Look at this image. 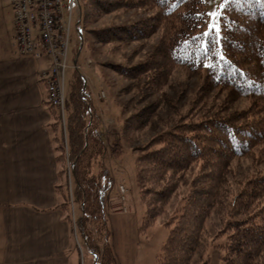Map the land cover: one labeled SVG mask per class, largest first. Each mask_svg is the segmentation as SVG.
Listing matches in <instances>:
<instances>
[{"label": "trees", "instance_id": "1", "mask_svg": "<svg viewBox=\"0 0 264 264\" xmlns=\"http://www.w3.org/2000/svg\"><path fill=\"white\" fill-rule=\"evenodd\" d=\"M79 5L75 30L81 34L94 16L118 10L144 15L94 30L97 43L120 47L154 40L140 62L109 65L138 90L135 103L143 102L147 92L160 93L157 103L136 106L132 101L129 116L130 103L122 107L124 135L150 132L147 142L134 146L139 153L136 182L145 206L142 231L167 215L174 200L181 203L165 222L169 232L155 264H193L197 256L207 264L202 256L212 249L219 254L218 264H258L264 256V169L234 184L230 175L235 161L264 160V0H225L219 32L203 29V0H82ZM177 71L198 84L184 110L180 94L172 98L163 91ZM238 101L246 102L245 108L231 110ZM49 107L56 112L50 130L60 165V207L72 223L69 199L79 203L80 216L73 222L92 263L118 264L104 213L111 177L105 168L98 178L91 173L104 156L99 116L78 71L66 93V139L59 112ZM64 144L73 185L70 197L69 187L64 188Z\"/></svg>", "mask_w": 264, "mask_h": 264}, {"label": "rangeland", "instance_id": "2", "mask_svg": "<svg viewBox=\"0 0 264 264\" xmlns=\"http://www.w3.org/2000/svg\"><path fill=\"white\" fill-rule=\"evenodd\" d=\"M74 1L70 5L68 0H64L65 7L63 8L65 21L68 19L69 9L71 8V36L68 48L69 67L65 71V90L67 93L71 75L74 71H78L85 79L87 96L99 116L98 136L104 144V156L93 164L91 173L94 178H98L105 168L111 177V183L105 192L104 204L106 224L109 230L108 241L118 264H155L156 257L160 254L162 245L169 232L165 222L173 209L181 203L177 204V200H174L168 207L167 215L158 218L150 228L142 231L145 206L140 198L136 182L135 161L139 153L134 149V146H142L147 142L150 132L147 130L148 132L141 135H124L122 107L124 104L130 103L129 112L127 113L129 116L133 111L132 107L134 104L136 106H144L157 103L160 99V93L147 92L143 102L135 103L139 97L138 90L130 80L116 73L109 65L124 62L133 65L140 62L154 40L134 42L120 47L115 43H97L91 34L94 30L127 24L144 17L143 14L134 11L124 12L122 10L102 15L98 18L94 16V19L86 24V32L81 34L82 40H80L75 28L79 24L78 20H80L81 16V6L79 4L82 0ZM224 1L203 0L206 13L203 28L205 31L212 28L210 27L212 17L208 14L210 12L219 13L221 4ZM11 11V0H0V33L5 32L11 26ZM217 31H220V27ZM80 45L81 50L79 51ZM141 45L142 47H140ZM78 52L76 66L74 67L73 61ZM197 86L196 80H189L182 72L177 71L163 91L169 93L172 98L180 94V109L184 110L188 106L187 102L191 100L192 89ZM100 93L104 94L103 98L98 96ZM132 101H134V104H131ZM245 106L246 102L238 101L232 106L231 110L241 111ZM167 115H164L163 118H167ZM154 126H157L158 129L160 124L156 123ZM64 150V156L67 161L65 169L68 174V185L65 184L64 188L69 187L67 193L70 197V195L72 196L73 185L68 151L65 144ZM116 151L118 152L117 156L114 155ZM233 166L234 172L230 175L232 184L240 181L245 176L252 175L256 169H264V160L258 161L253 158H245L235 161ZM120 187L124 188L123 194L120 191ZM78 206L79 203L75 202L74 197L73 199L71 197L67 212L73 224L74 262L75 264H94L90 253L84 248L83 240L77 232L78 225L73 222L77 221L80 216ZM213 219L216 221L215 217H212V221ZM218 255V252L212 249L202 258L207 261V264H218ZM193 264H201L198 256ZM258 264H264V256L260 258Z\"/></svg>", "mask_w": 264, "mask_h": 264}, {"label": "crops", "instance_id": "3", "mask_svg": "<svg viewBox=\"0 0 264 264\" xmlns=\"http://www.w3.org/2000/svg\"><path fill=\"white\" fill-rule=\"evenodd\" d=\"M10 17L0 33V264H75L73 224L56 191V112L42 78L49 58L16 52Z\"/></svg>", "mask_w": 264, "mask_h": 264}, {"label": "built area", "instance_id": "4", "mask_svg": "<svg viewBox=\"0 0 264 264\" xmlns=\"http://www.w3.org/2000/svg\"><path fill=\"white\" fill-rule=\"evenodd\" d=\"M68 1L70 5L75 2ZM11 5L16 52L34 59L43 55L49 58V68L42 73L47 103L59 112L65 137V71L69 67L71 8L65 21L64 0H11ZM98 96L103 98L104 94ZM120 191L123 194L124 188L120 187Z\"/></svg>", "mask_w": 264, "mask_h": 264}, {"label": "snow or ice", "instance_id": "5", "mask_svg": "<svg viewBox=\"0 0 264 264\" xmlns=\"http://www.w3.org/2000/svg\"><path fill=\"white\" fill-rule=\"evenodd\" d=\"M221 7H223V3L221 4ZM208 15L212 17V20L210 21V27H212L214 30H217L219 28L218 19L220 14L217 12H210Z\"/></svg>", "mask_w": 264, "mask_h": 264}, {"label": "water", "instance_id": "6", "mask_svg": "<svg viewBox=\"0 0 264 264\" xmlns=\"http://www.w3.org/2000/svg\"><path fill=\"white\" fill-rule=\"evenodd\" d=\"M78 23H80V20H78ZM76 32H77V34H78L80 40H82L81 33H80L78 30H76ZM81 45H82V44H81ZM81 45H80V47H79V51L81 50ZM78 54H79V52L77 53L76 58H75V60L73 61V65H74V67L76 66V59H77V57H78Z\"/></svg>", "mask_w": 264, "mask_h": 264}, {"label": "bare ground", "instance_id": "7", "mask_svg": "<svg viewBox=\"0 0 264 264\" xmlns=\"http://www.w3.org/2000/svg\"><path fill=\"white\" fill-rule=\"evenodd\" d=\"M13 39H14V37H13Z\"/></svg>", "mask_w": 264, "mask_h": 264}]
</instances>
